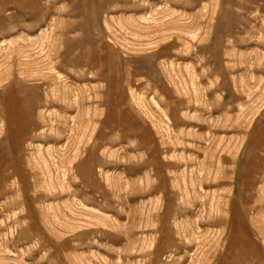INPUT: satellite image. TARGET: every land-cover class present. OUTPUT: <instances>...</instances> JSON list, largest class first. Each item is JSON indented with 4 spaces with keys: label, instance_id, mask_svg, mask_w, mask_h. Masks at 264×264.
I'll return each mask as SVG.
<instances>
[{
    "label": "rangeland",
    "instance_id": "rangeland-1",
    "mask_svg": "<svg viewBox=\"0 0 264 264\" xmlns=\"http://www.w3.org/2000/svg\"><path fill=\"white\" fill-rule=\"evenodd\" d=\"M0 264H264V0H0Z\"/></svg>",
    "mask_w": 264,
    "mask_h": 264
},
{
    "label": "bare ground",
    "instance_id": "bare-ground-1",
    "mask_svg": "<svg viewBox=\"0 0 264 264\" xmlns=\"http://www.w3.org/2000/svg\"><path fill=\"white\" fill-rule=\"evenodd\" d=\"M46 64V63H45ZM50 68H52V67H50ZM55 67H53V69H54ZM42 70V69H41ZM50 74V73H49ZM49 76H51V75H49ZM54 76V75H53ZM46 77V76H45ZM40 80V79H39ZM42 81H45V79L43 78V80ZM52 81V80H51ZM57 82L58 81H56V84H57ZM49 84V83H48ZM50 84H52V83H50ZM58 84H59V82H58ZM57 84V85H58ZM61 86V85H60ZM64 87V86H63ZM45 88V87H44ZM49 88V87H48ZM38 89V88H37ZM46 89V88H45ZM63 89V88H62ZM44 90V89H43ZM53 89H51V91H52ZM48 91H50V88L48 89ZM62 91V90H61ZM60 91V92H61ZM64 91V90H63ZM59 92V91H58ZM66 92V91H65ZM43 93H45V92H43ZM81 93V92H80ZM31 94V93H30ZM56 94V93H55ZM68 94V93H67ZM48 95H49V92H48ZM57 95V94H56ZM44 97V96H43ZM51 97V96H50ZM52 97H53V95H52ZM57 98H60L59 96L57 97ZM44 99H45V97H44ZM62 100V99H61ZM53 101V100H52ZM60 102V101H59ZM62 102V101H61ZM53 103V102H52ZM64 103V102H63ZM68 106V105H67ZM65 107V106H64ZM79 108V107H78ZM68 109V108H67ZM65 112V111H64ZM63 112V113H64ZM56 119V118H55ZM199 172V171H198ZM49 182V181H48ZM219 200V199H218ZM217 201V200H216ZM230 201V200H229ZM231 203L232 204H234L232 201H231ZM227 206H228V204H226ZM234 206L232 205V207H231V209L233 208ZM229 209V208H228ZM234 209V208H233ZM228 211V210H227ZM233 211V210H232ZM236 213V212H235ZM232 215V214H231ZM235 216V215H234ZM236 218V217H235Z\"/></svg>",
    "mask_w": 264,
    "mask_h": 264
}]
</instances>
